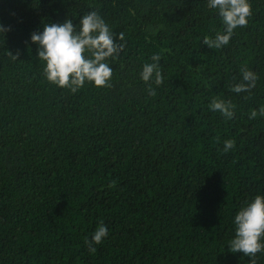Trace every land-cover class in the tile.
<instances>
[{
  "label": "trees",
  "instance_id": "1",
  "mask_svg": "<svg viewBox=\"0 0 264 264\" xmlns=\"http://www.w3.org/2000/svg\"><path fill=\"white\" fill-rule=\"evenodd\" d=\"M250 4L209 49L223 26L208 0H0V264H249L227 242L236 210L264 193V116L249 118L264 106V0ZM91 10L125 48L110 86L72 93L46 80L29 37ZM153 53L164 79L150 96L139 71ZM243 67L256 86L231 92ZM100 220L109 235L90 252Z\"/></svg>",
  "mask_w": 264,
  "mask_h": 264
},
{
  "label": "clouds",
  "instance_id": "2",
  "mask_svg": "<svg viewBox=\"0 0 264 264\" xmlns=\"http://www.w3.org/2000/svg\"><path fill=\"white\" fill-rule=\"evenodd\" d=\"M211 8L222 24V30L214 36H203L202 42L209 49H220L227 45L237 27H243L251 16L250 0H208ZM10 30V26L0 23V37ZM30 43L36 45V58L44 61L43 73L47 81L58 87L76 93L86 82L96 87L110 86L113 68L110 60L118 58L125 48L124 33H115L105 19L96 10L79 17L77 24L65 18L59 23H43L42 30L33 31ZM13 60H17L19 51H6ZM161 55L153 53L141 64L139 79L147 85L148 95H156L153 85L163 83ZM240 80L229 86L234 93L249 92L256 86L258 73L250 68L240 70ZM224 119L230 120L235 114V105L231 100L213 97L208 105ZM264 116V106L253 109L249 118ZM235 141L225 139L222 152L233 148ZM233 236L227 242L228 250L240 252L249 258V264H257L256 254L264 252V193H257L246 200L232 218ZM109 235L107 225L98 221L90 240H86L90 252L94 245L103 242Z\"/></svg>",
  "mask_w": 264,
  "mask_h": 264
}]
</instances>
